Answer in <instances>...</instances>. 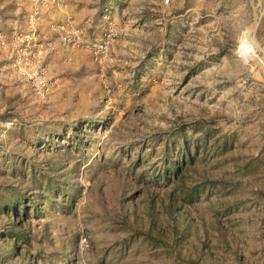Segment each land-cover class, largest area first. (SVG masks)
Masks as SVG:
<instances>
[{
	"label": "rangeland",
	"instance_id": "rangeland-1",
	"mask_svg": "<svg viewBox=\"0 0 264 264\" xmlns=\"http://www.w3.org/2000/svg\"><path fill=\"white\" fill-rule=\"evenodd\" d=\"M6 203L0 264H264V0H0Z\"/></svg>",
	"mask_w": 264,
	"mask_h": 264
},
{
	"label": "trees",
	"instance_id": "trees-1",
	"mask_svg": "<svg viewBox=\"0 0 264 264\" xmlns=\"http://www.w3.org/2000/svg\"><path fill=\"white\" fill-rule=\"evenodd\" d=\"M22 207H24V209L26 208L25 206H22ZM0 209H1L0 214H2L6 219H8L10 215L16 216V208L10 204H7V203L4 204ZM17 227L20 228V224ZM3 237L9 239L10 241L19 240V239H21L22 241H25L22 238V236L19 233H15L14 230H12L9 235H3Z\"/></svg>",
	"mask_w": 264,
	"mask_h": 264
}]
</instances>
